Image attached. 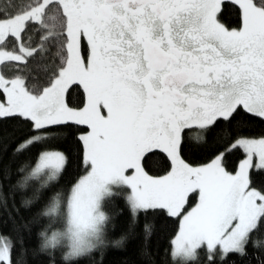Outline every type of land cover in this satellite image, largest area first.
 Masks as SVG:
<instances>
[{
    "label": "snow or ice",
    "instance_id": "6c2138e0",
    "mask_svg": "<svg viewBox=\"0 0 264 264\" xmlns=\"http://www.w3.org/2000/svg\"><path fill=\"white\" fill-rule=\"evenodd\" d=\"M9 121L15 153L38 152L30 178L74 159L83 174L67 230L33 248V201L17 205L24 185L0 159V264H104L117 199L145 264L158 218L177 225L174 264H264V0H0V131Z\"/></svg>",
    "mask_w": 264,
    "mask_h": 264
},
{
    "label": "trees",
    "instance_id": "16d2710c",
    "mask_svg": "<svg viewBox=\"0 0 264 264\" xmlns=\"http://www.w3.org/2000/svg\"><path fill=\"white\" fill-rule=\"evenodd\" d=\"M235 19L232 10L229 8L223 14V22L229 24ZM15 121H9L0 131V159L9 179L5 184H23L24 187L17 188L14 198L19 205L21 199L32 200L33 203L29 210L23 212L26 220L31 222V235L28 238L30 247L35 248L40 240L39 233L45 232L50 235L52 231L62 232L66 228V202L65 197L69 193L71 186L83 174V169L79 166L78 159L73 160V164L62 175L49 179L44 174L39 178H30V173L35 167L38 152L36 149L16 154L17 143L22 139V133L13 131L16 127ZM74 150V156H76ZM23 168V172L18 169ZM25 177H29L25 181ZM7 192V187L5 188ZM54 197L61 199V209L49 216L43 213L51 205ZM62 213H65L62 215ZM108 213L111 217L110 223L106 228V252L103 257L104 264H145L140 255L144 246V233L142 228L137 227L134 232H129V214L125 202L117 199L111 202L108 207ZM7 216V214H5ZM65 216V218H64ZM143 224V218L141 219ZM155 231L149 239L150 251L153 254L154 264H174L170 256L169 244L173 230L177 227L170 220L156 219L154 221ZM11 227V224L5 225V230ZM127 235L123 246H117L116 241L122 236ZM66 248V244L64 243ZM59 260L60 257L58 256ZM235 264H249V260L240 257H234ZM29 264H45L43 258L33 261L29 258ZM77 264H96V259L80 258Z\"/></svg>",
    "mask_w": 264,
    "mask_h": 264
},
{
    "label": "rangeland",
    "instance_id": "374dc122",
    "mask_svg": "<svg viewBox=\"0 0 264 264\" xmlns=\"http://www.w3.org/2000/svg\"><path fill=\"white\" fill-rule=\"evenodd\" d=\"M41 174H44L47 178H49V175L48 174H46V173H41ZM56 178V177H55ZM52 179H54V178H52ZM64 218H65V216H64ZM67 230V224H66V228H65V230L64 231H62V232H65ZM66 244V243H65Z\"/></svg>",
    "mask_w": 264,
    "mask_h": 264
},
{
    "label": "flooded vegetation",
    "instance_id": "af4514ba",
    "mask_svg": "<svg viewBox=\"0 0 264 264\" xmlns=\"http://www.w3.org/2000/svg\"><path fill=\"white\" fill-rule=\"evenodd\" d=\"M223 22V21H222ZM225 23V22H224ZM226 24V23H225ZM227 25V24H226Z\"/></svg>",
    "mask_w": 264,
    "mask_h": 264
}]
</instances>
